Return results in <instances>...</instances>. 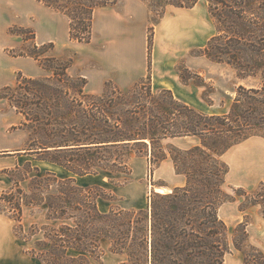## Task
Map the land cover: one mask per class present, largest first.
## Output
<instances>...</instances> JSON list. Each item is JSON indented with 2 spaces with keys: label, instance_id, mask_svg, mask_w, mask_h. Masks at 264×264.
I'll return each instance as SVG.
<instances>
[{
  "label": "rangeland",
  "instance_id": "1",
  "mask_svg": "<svg viewBox=\"0 0 264 264\" xmlns=\"http://www.w3.org/2000/svg\"><path fill=\"white\" fill-rule=\"evenodd\" d=\"M151 3V0H117L112 6L97 9L93 19V23L94 20L96 21V34L95 36L92 35L90 43H79L70 37L66 39L64 44L36 45V33L31 27L13 24L6 25L2 31L0 30V96L7 97V99L0 97V218L13 228L14 236L17 238H15L17 244L14 245V248L19 249L20 255L34 257L31 254L35 253L34 255H40V257L45 256L49 247H39L38 243L48 244L50 241L46 239V236L53 235V231L58 230L61 225L65 223L73 225V221L49 220L48 203L59 196L57 181L53 176H48L50 173L60 179H73L81 187L101 188L82 195L71 185L65 187L68 198L72 197L75 202L82 201L87 195L93 194L102 213H109L112 210H142L126 208L124 203L126 199H130L132 203L144 201L145 207L143 209H146L154 194H171L176 188H183L187 185V177L176 172L174 163L170 158L169 148L172 146L181 150H188L198 146L200 141L196 137L164 138L157 144L156 154L162 156L164 152L168 155L167 159L173 164L174 176L171 175L169 169H161L162 163L167 159L156 161L152 158V147L149 141L148 148L132 143L131 147L122 148L117 152L111 151V155H105L108 161L100 164L97 160L93 167L86 166V164H90L84 159H76L75 157L77 166L79 163L91 172L84 176L74 174L62 166L42 160L46 156H40L36 153L37 151L31 149L34 140L37 138L35 132L38 131L33 127L35 123H27L26 117L17 108V103L19 104L22 97L24 101L21 102L23 105L20 103V106L28 115H31L32 118L36 114L44 119L50 118L52 126H42L43 128L51 131L63 130L65 122L68 120L64 114L70 106L69 96L66 95L65 91L69 86L74 87L75 91L71 92V97L78 101L75 102V105H79L83 101V97L76 90L83 86L80 78L85 79L87 83L88 79L82 77L80 73L78 74V70L96 65L92 54L93 50L99 51L105 47L106 42L101 35L100 30L102 28L100 27L103 26L106 18H110V16L119 17V14L123 16V22L130 24L133 29L132 39H129V34H123L125 41L132 40V48L135 51L143 50L149 61L148 77L137 82L135 86L129 89H121L112 81L105 83L104 91L101 94L105 92L107 83H110L112 88L109 89V98L116 101V103L111 104L115 105L112 110L116 112V117L126 118L128 110L139 111V108L143 107L142 113L148 109L145 113L146 116H142L147 123L149 122L147 118L152 112L159 114L163 123L170 120L171 117L165 113H160V110L151 104L150 97H147L149 90L152 91V96L159 95L161 91L160 88L153 87V61L157 62L162 71L167 65L173 64L174 72L179 75L181 82L190 87L187 94L190 95L192 102L189 105L184 104L198 113L219 117L229 115L239 93L245 96L243 102L245 109H255L250 107L252 106L249 102L251 100L247 99L250 97L246 96L253 95L250 93L251 90H259L263 87L262 69L259 67L244 68L246 71L258 68L255 74L252 70V75H246L244 71L239 70L234 65L211 61L201 53V50L207 47L208 42L218 35L217 25L209 12L207 1L200 0L192 9L167 6L163 13ZM15 28H23L24 31H17ZM117 39H122L120 33L117 35ZM118 45L121 46V44ZM35 46L40 48L38 52L41 57L38 61L36 60L40 67L41 64L53 66L58 68V73H62L60 69L63 68L65 62L72 60V66L67 71L71 81L63 76L53 77L52 73L45 69H43L45 72L41 77L34 78L19 71L15 62L24 56L14 57L13 54H31L36 51ZM51 58L55 59V62H47ZM247 58L248 56L245 58L241 55L243 60L241 64L253 66V63ZM30 60L34 62L35 59ZM20 75L25 79L50 78L47 79L48 85L53 88L56 94L51 96L52 99H47L35 88L33 93L25 91L24 89L28 90L29 85L22 86L24 89L20 90L17 87ZM7 87L11 90L4 92L3 90ZM114 88L124 93L125 98H129L128 101L120 100L118 94L112 90ZM41 96L44 101L41 100ZM164 100L167 104L168 100L166 98ZM39 101L43 104L37 106L36 103ZM106 101L99 105L101 107L106 106V109L109 110L110 101L107 99ZM89 105L91 107V102L87 100L83 107L88 109ZM49 113L50 116H48ZM51 113H53L52 116ZM177 116L179 117H177V122L180 123L183 119H180L179 113ZM184 120L186 121L185 116ZM164 127L171 129L166 124L162 128ZM122 128L127 127L122 126ZM146 129L149 130L150 128L147 127ZM158 130L160 129L158 128ZM252 138H259L260 143L250 145L245 141L231 148L221 158L232 171L230 175H227L222 190L225 194L236 199L221 203L218 207V216L228 228L225 235L228 244L224 256L225 264H243L245 252L252 258V264L257 263V253L253 252L250 246L256 247L264 253V206L249 207L248 210L241 211L240 207L245 202V197L237 196L235 192V190L242 188L249 194H253L261 184H264V162L254 158V154H252L253 151L264 152V138ZM66 159L74 160L70 157ZM101 165H106L104 166L106 169L97 167ZM177 175L181 176L182 184H184L182 187H172L171 191L166 190L168 192L166 194L155 191L157 188L167 189L169 186H174ZM126 186L127 191H121V188ZM116 189H119L118 195L113 193ZM102 192L105 197L96 196ZM22 198L25 200L22 201ZM220 198L222 200L224 197ZM17 202L22 204L20 206V208L22 207V211L20 209L22 226L19 228L14 221V218L19 214ZM25 202L26 204L30 202L31 205L27 206ZM243 207L246 208L247 205L244 204ZM67 210L72 212V208L68 204ZM240 224L246 225L248 234V243L242 247L243 252L237 250L234 245L235 236L238 237V240L242 239V234L235 231ZM111 246L110 241L104 239L100 249L94 251V258L89 257L91 264H130L127 254L114 253ZM69 255L74 257L78 254L71 252ZM37 260L43 264L40 259L37 258Z\"/></svg>",
  "mask_w": 264,
  "mask_h": 264
},
{
  "label": "trees",
  "instance_id": "2",
  "mask_svg": "<svg viewBox=\"0 0 264 264\" xmlns=\"http://www.w3.org/2000/svg\"><path fill=\"white\" fill-rule=\"evenodd\" d=\"M37 1L67 16L70 20V37L79 43H90L95 11L117 2V0ZM206 1L209 12L216 22L218 35L208 42L201 53L211 61L234 65L246 75H252V70L255 74L258 68L249 71L244 68L262 69L263 87L251 90L250 93L253 95L246 96L250 97L247 98L251 100L250 107L255 109L246 110L243 103L245 96L239 93L229 115L205 116L177 101L171 91L161 90L159 95L152 96V91L149 90L147 97H150L151 104L160 110V113L171 117L169 121L163 123L161 116L152 112L153 115L147 118L149 122H145L142 116H146L148 109L142 113L143 107L139 108V111L128 110L126 118H118L116 112L112 110L115 105H111L116 101L109 98L111 84L107 83L103 94L89 95L84 92L87 81L80 78L83 86L76 91L83 97V101L75 105L78 101L71 97V92L75 91V88L67 87L65 92L69 96L70 106L64 115L68 120L63 130L51 131L43 128L52 126L51 119H44L38 114L32 118L20 106L24 101L22 97L20 98L17 108L26 117L27 123H35L33 127L39 132H35L37 138L31 149L37 151L40 156H46L42 160L62 166L81 176L91 172L79 163L77 166L75 157L84 159L90 164L86 166L93 167L97 160L100 164L108 161L105 155H111V151L117 152L122 148L131 147L132 143L148 148L149 141L152 158L163 161L168 155L164 152L162 156L156 154V146L161 139L196 137L200 141V145L188 150L172 146L169 148L176 172L187 177V185L176 188L171 194H154L150 198L149 206L142 210H112L109 213H102L93 194L75 202L72 197L68 198L65 187L71 185L82 195L101 188L81 187L73 179H60L50 173L48 176H53L57 181L59 196L48 203L49 220L73 221V225L67 223L61 225L58 230L53 231V235L46 236L50 241L48 244L38 243L39 247H49L45 256L31 254L43 264H91L89 257L94 258V251L100 249L104 239L110 241L112 252L127 254L130 264H225L224 256L228 247L225 235L228 228L218 216V207L221 203L236 199L222 190L230 168L221 158L231 148L252 137L264 138V0ZM151 2L163 13L167 6L192 9L200 0H151ZM15 29L24 31L23 28ZM35 49L36 51L31 54L13 56L31 57L38 61L41 57L38 52L40 48L35 46ZM241 55L245 58L248 56L247 59H250L253 66L241 64L243 61ZM47 62H55V59H48ZM71 66L72 60L65 62L60 69L62 73H58V68L41 64V67L52 73L53 77L63 76L68 81H71L67 75ZM18 79L17 87L20 90L29 85L25 91L33 93L35 88L47 99H52L51 96L56 94L48 85L47 79L50 78L25 79L20 75ZM10 90L7 87L3 91ZM112 90L118 94L120 100L128 101L129 98L126 99L124 93L117 91L116 88ZM165 98L168 100L167 104ZM106 99L110 101L109 110L106 106L99 105ZM87 100L91 102L88 109L83 107ZM42 104L41 101L36 103L37 106ZM178 113L181 115L180 119H183L180 123L177 122ZM165 124L171 129L162 128ZM122 126L127 128L123 129ZM147 127L150 129L147 130ZM67 156L74 160L66 159ZM104 166L106 165L97 167L106 169ZM235 192L237 196L245 197L243 205L246 204L247 207L242 205L241 211H246L249 207L264 206V184H261L253 194L242 188ZM96 196L105 197L103 192ZM220 197L224 198L221 200ZM24 200L22 198V201ZM17 203L19 214L14 221L19 228L22 226V207L20 208L22 204ZM67 204L72 208L71 213L67 210ZM25 205L31 204L25 202ZM235 231L242 234V239L238 240L235 236L234 245L237 250L243 252L242 247L248 243L246 225L240 224ZM250 248L257 253L258 261L253 264H264V253L256 247ZM71 252L78 255L72 257L69 255ZM251 261L252 258L245 252L243 264H252Z\"/></svg>",
  "mask_w": 264,
  "mask_h": 264
},
{
  "label": "crops",
  "instance_id": "3",
  "mask_svg": "<svg viewBox=\"0 0 264 264\" xmlns=\"http://www.w3.org/2000/svg\"><path fill=\"white\" fill-rule=\"evenodd\" d=\"M13 24L33 28L36 33V45L64 44L66 39L70 38L69 18L46 7L37 0H0V30L2 31L6 25ZM100 28H102L100 32L106 44L103 50H93L92 58L95 60L96 65L78 70V74L80 73L82 77L88 79L84 89L85 93L91 95L101 94L107 81L114 82L121 89H129L135 86L137 82L147 78L149 75L147 54L143 50L135 51L132 48V40L125 41L123 34H129V39H132L133 29L130 24L123 22V16L119 14V17L110 16V18H106ZM93 31V36H95V20ZM119 33L122 39H117ZM118 44H121V46ZM30 59L32 58H18L15 62L18 70L32 78L41 77L45 70L39 66L36 60L33 59V62ZM152 83L153 87L172 91L180 102L187 105L192 102L190 95L187 94L190 87L181 82L179 75L174 72L173 64L167 65L162 71L159 69L157 62L153 61ZM246 142L250 145L257 144L260 143V139L252 138ZM252 154H254V158L264 162V152L253 151ZM162 168L169 169L171 175H173L174 168L169 159L162 163ZM175 182L174 186H169L166 190L171 191L173 188L184 185L179 175L175 176ZM126 189H128L127 186L121 188V191H127ZM118 191L119 189H116L113 193L118 195ZM124 203L126 208L143 209L145 207V202L141 200L132 203L130 199H126ZM7 224L0 218V264H40L37 258L20 255L19 249L14 248V245L17 244V238L14 236L13 228Z\"/></svg>",
  "mask_w": 264,
  "mask_h": 264
},
{
  "label": "bare ground",
  "instance_id": "4",
  "mask_svg": "<svg viewBox=\"0 0 264 264\" xmlns=\"http://www.w3.org/2000/svg\"><path fill=\"white\" fill-rule=\"evenodd\" d=\"M155 191H157V192H159V193H163V194L168 193V192L166 191V189H163V188H157Z\"/></svg>",
  "mask_w": 264,
  "mask_h": 264
}]
</instances>
